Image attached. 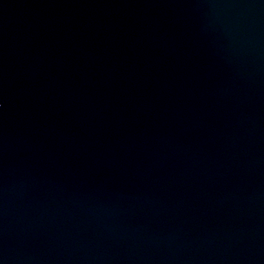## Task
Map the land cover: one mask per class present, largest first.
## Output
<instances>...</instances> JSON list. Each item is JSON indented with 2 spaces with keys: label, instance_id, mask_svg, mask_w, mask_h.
<instances>
[{
  "label": "water",
  "instance_id": "water-1",
  "mask_svg": "<svg viewBox=\"0 0 264 264\" xmlns=\"http://www.w3.org/2000/svg\"><path fill=\"white\" fill-rule=\"evenodd\" d=\"M0 264H264V0H0Z\"/></svg>",
  "mask_w": 264,
  "mask_h": 264
}]
</instances>
